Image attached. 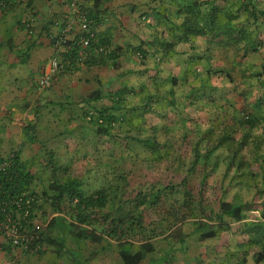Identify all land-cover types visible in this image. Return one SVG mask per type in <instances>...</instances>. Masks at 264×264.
<instances>
[{"label":"trees","instance_id":"16d2710c","mask_svg":"<svg viewBox=\"0 0 264 264\" xmlns=\"http://www.w3.org/2000/svg\"><path fill=\"white\" fill-rule=\"evenodd\" d=\"M44 1L0 0L2 19L11 17L7 13L12 9L31 8ZM177 1H172L173 5L165 11V21L178 17ZM191 1L195 5L198 3L196 0L184 2L188 4ZM205 2L210 6L196 5L192 8V11L195 9L194 15L185 18L183 27L187 29L183 32L175 30L179 24H173L172 29L166 31L157 29V34H153L151 39L140 40L139 45L133 46L129 50L130 60H126L127 46L117 45L111 40L105 42L106 39L95 31L106 19L103 15L105 0H86L84 3L79 0V8L88 17L96 38L89 48L82 47V33L78 30L62 49L57 48L53 40L55 56L50 62L56 59L62 67L51 74V84L46 88H51L56 76L72 64L111 65L116 76L108 82L107 88L96 90L84 98L86 108L80 118L74 114L63 118L72 132L85 127L83 125L89 128L87 133L94 136L90 141L94 142L92 151L90 142L85 143L73 136L75 140L67 138L68 141L62 143V150L69 158H63L46 146H43L45 153L41 159L26 158L23 152L0 155V165H7L0 171V217L10 214L22 232L36 233L34 246L38 247L33 252L26 251L30 256L44 261V257L52 252L54 256L45 260V264H49L54 259L60 261L63 254L69 252L68 248L80 252L92 249L93 256L113 253L115 264H155L169 243L175 251L172 237L176 232L184 231L185 223L194 225L193 229L191 225L187 229H195L201 241L218 240L222 234L231 235L236 241L231 243V250L235 245L242 248L248 243L247 236L241 234L242 224L253 219L259 224L264 222V191L258 190L259 182L264 184V111L261 108L264 96L256 103L258 98L253 94L261 77L253 69L251 75L246 74L244 86L240 87L230 74H225L224 68L214 67L212 59L217 56L215 52L219 46L223 47L221 40L231 32L229 27L225 29L223 26L229 14L224 7L216 6V2ZM64 3L68 6L67 20L73 13L69 8L70 2L64 0ZM23 24L32 35V21L26 20ZM211 31L214 36L207 39ZM0 35V38H7L3 30ZM199 38L207 39L208 48L206 44L205 47L201 43L196 45ZM181 42L184 44L180 47L182 51L178 47ZM200 48L204 49L197 53ZM206 49H211L208 55L212 57L202 64V58L197 57L206 56ZM174 54L178 57L190 55L184 62L186 67L181 70V75L164 67V59L166 61ZM198 67L202 71H198ZM244 69L245 73L251 71L250 68ZM260 75L264 76V68ZM40 78L37 87L42 90L45 88L40 87ZM190 78L195 83L187 86ZM212 79L230 82L227 86L214 87ZM184 87L187 91L181 90ZM178 92H181L179 102ZM230 93L232 99L227 97ZM251 101L254 108L250 106ZM211 102L218 106L226 105L227 111L219 115L216 110L218 115L213 118ZM194 106L207 113L206 129L199 124H195L193 129L188 126V122L197 121L187 112ZM236 108L243 111L240 121H236L233 115ZM211 127L216 140L213 144ZM222 127L237 137L242 134L240 147L233 148L235 143L227 147L226 140L224 143L223 138L219 139ZM250 141H253L255 149L244 154L243 150ZM72 142L83 145L77 147ZM91 153H95L93 156L101 155L98 159L102 163L95 165ZM75 155L82 158L76 159ZM147 162L165 167L163 170L168 172V176L152 182L136 180L137 172ZM86 166L94 167V173L90 170L84 174ZM220 167H225L221 177L216 171ZM237 168L245 170L246 174L239 173ZM231 173L233 177L227 189H222V184L221 190L215 188L217 180H225ZM249 180L257 189L252 199L242 192V186L250 187ZM91 182L94 183L92 189ZM210 187L220 192L216 202L207 199ZM228 196H231L230 200ZM259 197L261 202L257 200ZM257 208H262L261 214ZM255 212L258 216L250 215ZM0 235L9 253L14 249L23 250L13 248L11 241ZM74 239H78L77 242H73ZM67 240L74 248L67 244ZM165 240L170 242L166 244ZM250 243L254 247L249 249L247 245L245 253L244 250L237 251L240 258L234 264H250L249 260L255 264L264 262V247L258 241ZM70 253L72 255V251Z\"/></svg>","mask_w":264,"mask_h":264},{"label":"crops","instance_id":"0c3cea01","mask_svg":"<svg viewBox=\"0 0 264 264\" xmlns=\"http://www.w3.org/2000/svg\"><path fill=\"white\" fill-rule=\"evenodd\" d=\"M85 1L82 0L83 3ZM172 1L105 0L103 15L106 19L96 27L95 31L106 39L105 42L111 40L117 45L127 46L128 54L125 59L130 60L129 50L139 45L140 40H149L153 34H157V29L166 31L173 24H179V27L176 25V31L181 30L185 18L194 15L193 7L210 6L205 1L216 2V6H222L225 12H228L229 15L224 19L223 26L225 29L229 27L231 32L221 42L219 41L223 47L219 46V50L215 53L220 54L223 48L225 59L222 68L225 69V74H230L231 79L239 82L240 87L244 86L246 74L251 75V72L256 71L261 78L257 81L258 85L254 86L253 94L258 98L256 103L261 100V96H264V83L260 84V81H264V76L260 75L264 68V0H202L204 2L196 0L198 2L196 5L193 1L186 4L185 0H178L175 4L178 17H171L169 21H165L164 16L167 13L165 11L173 5ZM67 13L68 6L64 0H46L31 8L12 9L7 13L11 17L5 20L2 19L3 14L0 11V33L3 30L7 35V38H0V155L2 156L23 152L26 158L41 159L45 153L43 146H46V149H51L63 158H69V155H65L62 150V143L68 141L66 136L69 130L60 131L56 127L66 125L63 118L67 119L72 116L70 114L80 118L86 108L84 98L96 90L107 88L108 82L116 76L111 65L72 64L69 69L56 76L51 88L38 89V79L48 69L50 60L55 56L51 36L57 35L60 31L61 24L66 21ZM26 20L32 21L34 28L32 35H29L24 27L23 22ZM56 22L59 25H56ZM190 23L192 24L193 21ZM183 45L181 42L178 47ZM171 58L175 59L178 56L174 54ZM244 68H250L251 71L245 73ZM250 106L254 108L255 104L251 101ZM261 108L264 111V100ZM44 118L46 121H42ZM45 122H52V125L48 127L43 124ZM83 126L85 127H79L69 136H75L89 143L93 141L94 136L87 133L86 130L89 128L86 129V125ZM63 135H65L64 140L63 137L60 139ZM74 158L82 157L75 155ZM90 170L94 173V167L89 166H86L83 172L86 174ZM243 173L246 174V171L244 170ZM263 189L260 190L264 191ZM19 255L22 258L17 264H36L37 261L45 264L51 257L47 254L43 261L37 260L23 250L9 253L0 235V264H8L10 258L11 264L15 263ZM24 258L28 261L24 262Z\"/></svg>","mask_w":264,"mask_h":264},{"label":"rangeland","instance_id":"374dc122","mask_svg":"<svg viewBox=\"0 0 264 264\" xmlns=\"http://www.w3.org/2000/svg\"><path fill=\"white\" fill-rule=\"evenodd\" d=\"M194 11H195V9H194ZM223 15H225V12H223ZM180 28H181L182 32H183V30L187 29V27H180ZM214 34L215 33L213 31L209 32L207 35V39H210L212 36H214ZM191 39H193V37H191ZM207 39H203V38L197 39L196 45L201 43L202 44L201 46L205 47V44H206V48H208L207 45L209 42H206ZM194 40L195 39H193L192 41H194ZM182 49L183 48H180L181 51H182ZM203 49L202 48L198 49L197 53H199ZM206 50H207L206 56H202V55H198V57L196 56L197 59L202 58V64L206 63L212 57L211 54L208 55V53L211 52V49H206ZM213 50H214V48H213ZM217 50H219V49L217 48ZM220 52L221 53L217 54L215 59L214 58L212 59V63L215 62L214 67L218 68V69H221L223 67L224 59H225V56L223 54V48H221ZM189 57H190V55H185L183 57H178L175 59L167 58L166 61L164 59V67L168 71L169 70L172 71L174 74L181 75V73L183 72L181 70H183L186 67L184 62L186 60H188ZM197 69H198V71L199 70L202 71L201 67H198ZM217 75H220V74L217 73ZM36 79H38V76H36ZM212 80H213V82H211V85H213L214 87L216 85H219V87H223L224 84H225V86H227L228 83L230 82V81H221V80L215 81L214 79H212ZM194 83H195V81L190 78L188 80L187 86L194 85ZM234 83L236 84L237 82L235 81ZM257 89H259V88H257ZM181 90L187 91V88L184 87ZM8 92L9 91L7 90V93ZM227 97L229 99L233 98L231 93ZM180 98H181V92H178L177 93L178 102H179ZM181 102L182 101H180V103ZM226 107H227L226 105L218 106L215 103L211 102V116L214 118L218 114L223 115L227 111ZM216 110H217L218 114L215 113ZM187 112L191 118L193 117L195 120H197L194 122H191V121L188 122V126L190 128L193 129L195 124H199L200 127H202L203 129H206L208 127V116H207V113L205 111L198 110L197 107L194 106V107H190L189 109H187ZM242 114H243V111L240 110V108H236V110L234 111V114H233L235 116V120L240 121L243 118ZM169 120H171V119H169ZM42 121H46V118L42 119ZM214 123H216V122H214ZM43 124L49 127L52 125V122H45ZM211 126H212V124H211ZM56 128H59L60 131L65 130V129L68 130L67 126L64 124L62 125V127H56ZM213 130H214V128L211 127V143L212 144L214 143V141H216L213 137V134H214ZM222 131H223V133L221 134L219 139L223 138L224 143L226 140L225 145L227 147H231L234 143L236 145L233 148L240 147L239 144L243 141V137H242L241 133H239L238 137H237L235 133L232 134V133L228 132L227 128L222 127ZM262 131H260V133H258V134L260 135L262 133ZM71 133H72L71 130L67 131L66 137L71 139V140H75V137L69 136ZM64 136L65 135L60 136V139L63 137L62 140H64ZM262 136H264V135L262 134ZM43 137H45V136H43ZM229 138H231V139H229ZM89 144H90V149L92 151V148H94V142H90ZM72 145L77 146V147H81L83 144L72 142ZM187 147H188V151H189L190 147L189 146H187ZM263 147H264V144H263ZM254 149H255L254 143H253V141H250L249 144L244 148L243 153L247 154L248 152H250ZM95 153H91V155L93 156ZM98 157L101 158V155L98 154L97 156L92 157L95 165H99L102 163V161L99 160ZM187 157H189V155ZM236 165H237V163H236ZM142 166L143 167L141 168V170H139L136 174V180L143 179L146 182H152L154 180L158 181V179H163V178L168 176V174H167L168 172L163 170V169H165V167L162 168V166L159 164L152 165V162H147L146 164H143ZM236 167H238V165ZM102 168L104 169V167H102ZM224 168L225 167H220L218 170H216L217 172H220L219 173L220 177L225 172ZM237 171L239 173L244 172V170H240L238 168H237ZM261 175H263V173H261ZM95 176L101 177V175H95ZM95 176H91V178H95ZM249 176L252 177L251 175H249ZM231 177H233V173H231L230 176L228 178H226L225 180H222V179L217 180L216 184L218 186L216 185L217 187H215V188L220 189L221 184H222V189L223 188L227 189L230 185V178ZM245 178L248 179L249 177L246 176ZM261 180L262 179H260V181ZM248 182L250 184V187L242 186V192H244V194H246L248 196V198L252 199V198H255V195L257 194V189L254 187L251 180H249ZM91 184H92L91 185V189H92L94 186V183L91 182ZM263 188H264V184L259 182L258 190L259 189L262 190ZM214 189L211 190V187L209 188V190L206 194L208 201L212 200V201L216 202V200L218 199L220 192L217 190H214ZM230 197L231 196H228V200H230ZM260 199L261 198L259 197L257 200L260 201ZM257 209H259L260 214H261L262 208H257ZM255 210H256V207L254 208V211ZM250 215L258 216L257 213H251ZM248 219H250V218H248ZM260 220H262V219H260ZM257 222H259V221L253 219V221L249 222L248 224H242L243 230H241V234H243L244 237L247 236L246 239H248V243H245L246 245H243L242 248H238L235 245L231 248V250H229L230 245L233 241H235V240H233V237H231V235L222 234L221 237L218 238V240L216 238V239H209L206 241H201L199 239V233L196 232L195 229L189 230V231L187 229V227L189 225H191V227L193 229L194 225L192 223H185L184 231L182 233L176 232L175 236L172 237L173 240H171V241H172L173 246L175 247L174 248L175 251L172 250V248L169 246V244H170L169 243L167 245L168 248L163 251V254H162L160 260H158L157 263H155V264H234L240 258V255H239V253H237V251L240 250V252H241L244 250V253H245L247 245H248L249 249L251 247L253 248L254 246H252V243H250L253 240L258 241L260 246L264 247V222H261L260 224ZM237 226H239V225H237ZM236 228H238V227H236ZM233 232H234V228H233ZM176 237H178V238H176ZM238 237H240V233H239ZM77 240L74 239L73 242H77ZM166 241L167 240H165V242ZM168 242H170V241H167L166 244ZM67 244L69 246L71 245L73 247L72 242H70L69 240H67ZM255 247H259V246L255 245ZM68 249H69V252L72 251V255H71V253L69 254V252H68L66 254H63L60 261L54 259L53 261L51 260L52 263H49V264H62V263L63 264H83L84 260H88V262L86 261L84 264H115V260H113L115 257H114V254L111 252H108V253H106V255L104 254L102 256H101V254H99L98 256H93L92 255L93 254L92 249H88L87 251H85V249H84L81 252L77 251V249H75V250L70 249V248H68ZM49 254L51 257L54 256V254L52 252ZM18 257H19V259H17L16 262L12 263V264H17V262L19 260H21L22 257L20 255ZM98 259H103V261H99ZM89 260H91V261H89ZM92 260H93V262H92ZM25 261L27 262L28 259L24 258V262ZM30 261H31V259H30ZM30 261H29V263H30ZM11 262H12V260L10 258L8 261V264H11ZM13 262H14V260H13ZM249 263L255 264L253 260H249ZM36 264H44V263L42 261H37ZM262 264H264V262Z\"/></svg>","mask_w":264,"mask_h":264},{"label":"built area","instance_id":"2783aa9c","mask_svg":"<svg viewBox=\"0 0 264 264\" xmlns=\"http://www.w3.org/2000/svg\"><path fill=\"white\" fill-rule=\"evenodd\" d=\"M70 3V11L73 13L72 17L67 19L63 25L60 26V31L57 35L52 36L56 47L62 49L66 46L71 36L75 31L82 33L80 42L83 48H89L95 40V35L90 27V21L85 13L79 8V0H68ZM56 25H59L58 22ZM103 48H101V51ZM62 67L58 60L53 59L49 63L45 75L40 78L39 85L41 88H46L51 84V74L58 71ZM6 163L0 165V171L6 168ZM4 203V202H2ZM0 205H2L0 203ZM28 214V212H27ZM0 234L4 235L13 248H23V251L33 252L38 246H34L37 239L36 233L22 232L20 227L15 224L10 214L0 217ZM15 250V249H14Z\"/></svg>","mask_w":264,"mask_h":264}]
</instances>
